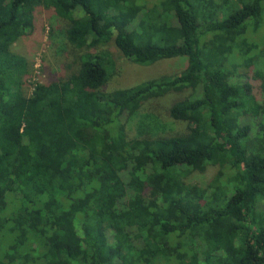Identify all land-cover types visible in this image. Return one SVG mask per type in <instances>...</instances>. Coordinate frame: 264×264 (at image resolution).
<instances>
[{
	"label": "trees",
	"instance_id": "trees-1",
	"mask_svg": "<svg viewBox=\"0 0 264 264\" xmlns=\"http://www.w3.org/2000/svg\"><path fill=\"white\" fill-rule=\"evenodd\" d=\"M38 8L76 56L28 93L11 48ZM110 46L186 63L108 89ZM262 46L264 0H0V264H264V99L240 84ZM173 94L171 122L143 110Z\"/></svg>",
	"mask_w": 264,
	"mask_h": 264
},
{
	"label": "rangeland",
	"instance_id": "rangeland-1",
	"mask_svg": "<svg viewBox=\"0 0 264 264\" xmlns=\"http://www.w3.org/2000/svg\"><path fill=\"white\" fill-rule=\"evenodd\" d=\"M150 1L154 2V0ZM34 13L32 28L11 48L14 53L24 57L32 66L30 78L27 80L28 87L26 88L28 93L32 91V84L34 83L47 84L58 81L67 72V65H70L76 56L75 51L69 47L66 48L64 41L61 39L58 42H63L65 47L62 53H57L55 46H53V36L51 37L50 34L51 32L53 33V29L57 27L62 28L64 26L63 22L51 10L38 8ZM260 40L262 39L258 36L257 41L260 42ZM109 49L116 58L118 69L117 73L109 80L108 89L135 86L147 79L159 76H172L181 71L186 63L184 59H173L165 60L148 67L136 66L120 57L119 53L112 46ZM251 54L255 56V59L258 56L257 61L254 60L250 68H242L240 70V73L243 75L240 84L249 85L251 95L258 103H262L264 97L261 94L260 86L264 81V47H259L258 50H254ZM73 67L74 65H72L71 69ZM180 97L181 95L177 94L169 95L164 99L147 104V108L145 107L143 110H150L163 121L171 122L167 117L166 109ZM174 126L176 128L177 124L174 123ZM130 134L132 135L131 132ZM214 173L215 171L213 170H207L202 174H192L185 177V182L205 186Z\"/></svg>",
	"mask_w": 264,
	"mask_h": 264
}]
</instances>
